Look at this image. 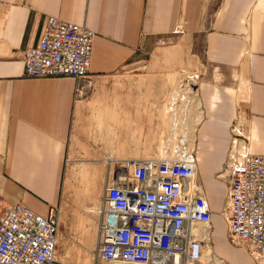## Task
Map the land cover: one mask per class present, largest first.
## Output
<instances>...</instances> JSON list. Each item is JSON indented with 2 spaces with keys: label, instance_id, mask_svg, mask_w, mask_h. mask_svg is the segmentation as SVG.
<instances>
[{
  "label": "crops",
  "instance_id": "0c3cea01",
  "mask_svg": "<svg viewBox=\"0 0 264 264\" xmlns=\"http://www.w3.org/2000/svg\"><path fill=\"white\" fill-rule=\"evenodd\" d=\"M47 15L96 31L92 84L81 94L72 75L24 73V51L37 43ZM180 33L185 44L171 47L183 46L187 66L202 62L194 146L214 228L222 225L218 254L229 264H261L228 239L221 214L228 180L217 174L230 156L264 154V0H0V210L20 201L47 215L62 205L75 121L98 113L114 140L130 118L104 112L106 78ZM66 222L76 228L79 218Z\"/></svg>",
  "mask_w": 264,
  "mask_h": 264
},
{
  "label": "built area",
  "instance_id": "2783aa9c",
  "mask_svg": "<svg viewBox=\"0 0 264 264\" xmlns=\"http://www.w3.org/2000/svg\"><path fill=\"white\" fill-rule=\"evenodd\" d=\"M95 37L96 31L84 24L45 16L37 43L24 51L25 75H72L77 93H83L92 84ZM111 169L96 207L97 261L229 264L214 248L212 212L194 143H177L165 156L117 159ZM217 175L228 180L221 214L229 241L264 264V154L230 156ZM59 212L51 206L47 215L41 214L20 201L0 210V264H62Z\"/></svg>",
  "mask_w": 264,
  "mask_h": 264
},
{
  "label": "rangeland",
  "instance_id": "374dc122",
  "mask_svg": "<svg viewBox=\"0 0 264 264\" xmlns=\"http://www.w3.org/2000/svg\"><path fill=\"white\" fill-rule=\"evenodd\" d=\"M183 37L180 33L163 39L152 54L135 59L106 78L109 88H104L103 100L99 101L105 106L104 112L126 111L130 118L129 124L122 125L125 130L113 131L114 140L107 137L111 124L106 126L104 116L98 113L83 115L75 121L69 141L63 204L57 205L60 263L103 264L95 256L99 217L96 207L106 176L117 159L165 156L177 143H194L201 109L196 91L199 79L195 75L201 73L202 62H188L187 66L183 46L171 47L178 42L185 44ZM177 46L180 50L175 49ZM194 51H199L198 46ZM110 153L113 157H109ZM109 158L115 159L113 165L108 163ZM64 206L69 209L65 220ZM75 217L79 218L76 228L66 222ZM222 234V225L216 224L213 241L217 253L222 249Z\"/></svg>",
  "mask_w": 264,
  "mask_h": 264
},
{
  "label": "bare ground",
  "instance_id": "6f19581e",
  "mask_svg": "<svg viewBox=\"0 0 264 264\" xmlns=\"http://www.w3.org/2000/svg\"><path fill=\"white\" fill-rule=\"evenodd\" d=\"M195 76H196V75H195ZM107 161H108V162H111V161H112V159H111V158H109V159H107Z\"/></svg>",
  "mask_w": 264,
  "mask_h": 264
}]
</instances>
